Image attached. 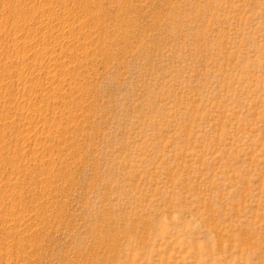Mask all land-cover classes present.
Segmentation results:
<instances>
[{
  "label": "rangeland",
  "instance_id": "obj_1",
  "mask_svg": "<svg viewBox=\"0 0 264 264\" xmlns=\"http://www.w3.org/2000/svg\"><path fill=\"white\" fill-rule=\"evenodd\" d=\"M0 264H264V0H0Z\"/></svg>",
  "mask_w": 264,
  "mask_h": 264
}]
</instances>
